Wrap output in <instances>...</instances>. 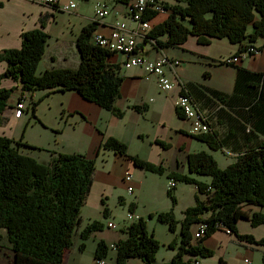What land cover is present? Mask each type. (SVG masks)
I'll return each mask as SVG.
<instances>
[{
	"label": "crops",
	"instance_id": "crops-1",
	"mask_svg": "<svg viewBox=\"0 0 264 264\" xmlns=\"http://www.w3.org/2000/svg\"><path fill=\"white\" fill-rule=\"evenodd\" d=\"M70 1L77 0H61L56 7H43L27 0H0V53L7 49H20L24 32L41 29L50 39L37 74L42 75L52 69L76 70L80 66L81 57L76 41L83 28L93 24L99 3L110 6L112 12L96 25L95 32L109 36L117 22L128 21V6L116 4L114 0L81 1L84 4L76 3V10L62 11V7ZM163 1L168 5L176 3V0ZM167 18L168 14H159L150 24L153 28ZM166 40L165 37L161 38L162 42ZM256 43L260 48L259 56L250 57L239 64L226 65L222 61L237 55L241 47L226 39L200 44L196 36H190L184 45L167 49L149 41L141 42L140 48L149 60L164 56L172 62H178L165 69L167 78L175 83L172 91H161L156 79L149 78L141 68H125L124 56L116 53L109 62L121 68L123 83L115 106L125 112L122 119L71 91H37L23 95L26 109L21 117H17L15 109L22 96L17 91L6 110L0 114V136L14 141L22 140L36 147L21 150L23 154L43 164H50L52 151L69 155L83 154L87 159L96 161L92 191L81 212L82 221L78 230L80 240L83 241L80 233L85 227L95 221L104 224L103 230L94 232L88 240L94 241L95 257L97 242L105 241L114 245L128 237L125 229L130 225L120 226L114 222L113 209L109 203L127 205L130 211L133 210L131 213L141 218L143 214H138L139 211L154 215L174 209L176 219L181 222L185 210L195 205L199 193L190 184H182L184 187L176 185L173 192L177 203L173 205L168 194V183L172 180L168 177L170 172L189 175L188 156L203 151L211 155L224 170L241 154L264 142V133L257 128L264 121V45L262 40ZM5 69L6 64L0 62V75ZM0 86L11 90L19 85L5 79ZM184 88L189 90L198 108L210 118L211 128L221 141V149L211 150L205 142L197 139L192 133L191 121L179 114L177 100ZM220 95H224L225 100ZM36 101L39 102L34 113L31 103ZM131 107H146V111L139 112ZM112 137L128 145L130 156L164 166L167 173L160 176L146 172L135 166L129 158L103 149L104 142ZM157 141L167 147L164 148ZM218 151L223 152V157L217 154ZM224 160L229 161L226 166L220 164ZM127 173L133 176V195H129L124 181ZM199 180L210 183V180L203 177ZM124 191L128 192V203L122 193ZM106 207L109 209L107 218L104 217ZM243 210L252 215L263 212L261 208L252 205L244 206ZM110 222L117 228H108ZM197 228L195 226L192 232ZM263 229L264 224L253 228L248 219L238 223L239 234L251 235L256 240L264 238ZM154 233L158 241L168 248L167 258L158 260L157 257L156 263L163 264L174 259L177 251L168 245L180 239L179 231L165 235L162 241L157 231ZM200 237L203 235L200 234ZM80 244L75 245L74 242L64 257V264H85L84 258L79 255L82 253ZM203 244L214 252V256L208 259L199 257L200 264H220L221 261L225 264L263 263L264 246L240 240L224 230L215 231ZM1 248L4 253L12 252V256H3L7 259L6 264L10 262L8 259L13 264L15 254L12 249L4 245ZM114 258L113 253L111 264H115ZM128 264L144 263L133 258L129 259Z\"/></svg>",
	"mask_w": 264,
	"mask_h": 264
},
{
	"label": "trees",
	"instance_id": "trees-1",
	"mask_svg": "<svg viewBox=\"0 0 264 264\" xmlns=\"http://www.w3.org/2000/svg\"><path fill=\"white\" fill-rule=\"evenodd\" d=\"M114 2L129 6L131 0ZM165 6L167 20L149 32V39L154 40L158 47L167 49L184 45L190 36H196L200 44L226 39L239 45L245 41L256 43L262 40L264 45V0H176L175 4L165 3ZM157 15L148 13L146 18L151 21ZM96 25L85 26L76 41L81 55L80 66L76 70L52 69L42 75L37 74L50 39L41 29L24 32L20 49L2 51L0 62L6 64V69L0 75V85L9 79L19 86L11 90L0 86V114L17 91L21 98L37 91H71L122 119L125 112L115 106L123 83L121 68L109 62L114 53L92 43ZM163 37L167 38L166 42L161 41ZM188 91L184 88L181 95L190 96ZM220 98L225 100L224 95ZM38 102L31 103L34 113ZM131 108L146 111V107ZM257 128L263 134L264 121ZM196 137L211 150L217 151L222 147L213 130L209 135ZM157 143L167 147L160 141ZM21 148L36 149L22 140L0 136V246L4 240L8 243L15 254L13 264H64V257L79 234L81 212L92 191L96 161L83 154L52 151L50 164H43L23 154ZM103 149L129 158L146 172L160 176L167 173L164 166L130 156L128 145L113 137L104 142ZM188 165L189 175L170 172L168 177L176 183L197 188L199 195L195 205L185 211L181 222L176 219L174 209L155 214L160 223L169 226L170 232L179 231L180 235L179 240L175 239L168 245L177 251L176 256L163 264H195L199 257H213L214 252L205 248L203 243L218 230H229L240 240L264 246V238L256 240L251 235L238 232V223L242 219L250 220L253 228L264 224V142L241 154L224 170L205 151L191 153ZM201 177L210 178V183L199 180ZM168 194L176 205L173 189ZM246 205L259 207L263 212L252 215L243 210ZM108 211L106 207L105 218ZM200 224H205L208 230L195 241L192 230ZM103 227L104 224L97 221L91 223L80 233L81 239L88 241ZM147 228L144 218H140L125 229L127 239L114 245L97 242L96 261L110 259L114 253L115 264H128L133 258L142 260L144 264H157L161 243ZM83 242L80 244L82 252L86 248ZM220 264L225 263L221 261Z\"/></svg>",
	"mask_w": 264,
	"mask_h": 264
},
{
	"label": "built area",
	"instance_id": "built-area-1",
	"mask_svg": "<svg viewBox=\"0 0 264 264\" xmlns=\"http://www.w3.org/2000/svg\"><path fill=\"white\" fill-rule=\"evenodd\" d=\"M33 4H37L43 7H56L59 6L61 0H27ZM129 12L127 13L128 21L117 22L112 28L109 36H103V34L94 32L92 35V43L96 46L103 48L111 53H118L124 56L123 66L125 68H141L143 69L149 78L154 77L157 81L158 87L164 93L172 91L175 87V83L172 82L166 76L165 69L171 67L177 61L172 62L164 56L156 59L149 60L146 57L141 48L140 43L148 40L151 43H155L154 40L149 39V32L152 30L150 20L146 18L147 14H164L168 13L166 10L165 2L163 0H131L129 6ZM77 9L76 2L70 1L62 7V11L71 12ZM112 9L110 6L99 3L95 11V17L93 23H99L105 20ZM260 48L257 43H251L245 41L239 49V53L230 59L222 61L226 65H235L240 62H244L250 57L259 56ZM26 99L24 97L18 101L16 105L15 114L17 117H21L26 109ZM177 109L179 112L191 121L192 133L194 136L209 135L212 131L211 121L208 115L202 112L194 100L190 96L180 95L177 100ZM125 184L129 195L134 194V188L132 186L133 176L127 173L124 177ZM176 188V181L171 180L168 183V189L172 190ZM141 217L134 213L127 214V219L130 223H135L140 220ZM108 228L116 229L117 226L112 222L108 223ZM204 230V224H200L197 230L194 232L195 241L200 240V231ZM225 233L231 234L229 230ZM97 264H105L104 261H97ZM195 264H200L199 261Z\"/></svg>",
	"mask_w": 264,
	"mask_h": 264
},
{
	"label": "rangeland",
	"instance_id": "rangeland-1",
	"mask_svg": "<svg viewBox=\"0 0 264 264\" xmlns=\"http://www.w3.org/2000/svg\"><path fill=\"white\" fill-rule=\"evenodd\" d=\"M77 4H84V2H81V1H75ZM168 2H171V0H168ZM165 14V13H164ZM167 14V13H166ZM219 156H222V154H223V152L222 151H218V153H217ZM223 157V156H222ZM228 162L229 161H225L224 160V163H222V162H220V164L222 165V166H226V164H228ZM204 179H206V180H210V178H207V177H203ZM182 184H184V183H176V185H180V187H184V185H182ZM122 189V188H121ZM125 189V188H124ZM123 193V195H124V197L126 198V202L127 201H130V199L128 198L129 197V195H128V192H126V191H124V192H122ZM132 199V198H131ZM169 200L171 201V199H170V196H169ZM177 202V201H176ZM128 203V202H127ZM110 204V208H112L113 209V214H114V216H113V218H115V223L116 224H118V225H120V226H123L124 224H129V225H131L132 223H130L129 221H128V219H127V214H129V213H131V212H133V211H130L129 210V208L127 207V205L126 206H119L118 204L116 205H113L112 203H109ZM182 205V204H181ZM142 209H143V206L141 207ZM192 208V207H191ZM188 209V208H187ZM186 209V210H187ZM185 210V211H186ZM143 214V218H144V220H145V222L147 223V231L149 232V233H151V234H154V236L156 235L155 233H154V231H157V235L159 236V238H160V240L162 241V240H164V236L165 235H167V234H171V235H173L170 231H169V226L168 225H166V224H162V223H160L159 221H158V219H157V217L155 216V213H154V215H152V217L150 216L151 214H145V213H147V212H144V211H139L138 212V214ZM185 213V212H184ZM176 215V214H175ZM177 216V215H176ZM264 230V229H263ZM264 233V232H263ZM79 242H83V241H81L80 240V237H79V235H76L75 236V245H78V243ZM93 242L94 241H92V240H90V241H85V242H83V243H85V245L87 246V248L85 249V251L84 252H82L81 254H79V255H81L82 256V258H84V260H85V264H96V261H95V257H94V254H93V249H94V245H93ZM164 242V241H163ZM161 243V242H160ZM163 243H161L160 245V250H159V252H158V254H157V257H158V260H161V259H163V258H167L166 257V255H167V253H168V251H167V247L166 246H163L162 245ZM2 245H4V246H8L9 247V245H8V243L4 240L3 241V244ZM10 255V256H12L13 254H12V252H5L4 253V250L1 248L0 249V264H2V263H4V264H6V260L7 259H5V257L3 256V255ZM111 259V258H110ZM110 259H107V260H104V263L106 264V262L108 263V264H111V262H110ZM10 261V262H9ZM8 262H9V264H11V259H8ZM115 263V262H114Z\"/></svg>",
	"mask_w": 264,
	"mask_h": 264
},
{
	"label": "bare ground",
	"instance_id": "bare-ground-1",
	"mask_svg": "<svg viewBox=\"0 0 264 264\" xmlns=\"http://www.w3.org/2000/svg\"><path fill=\"white\" fill-rule=\"evenodd\" d=\"M208 230L207 226L204 224V230L200 231V234L203 235Z\"/></svg>",
	"mask_w": 264,
	"mask_h": 264
}]
</instances>
